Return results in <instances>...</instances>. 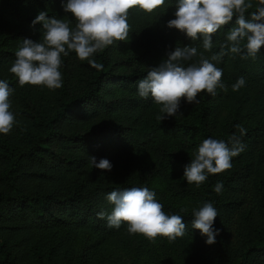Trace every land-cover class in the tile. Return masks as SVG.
I'll return each instance as SVG.
<instances>
[{
  "label": "trees",
  "instance_id": "obj_1",
  "mask_svg": "<svg viewBox=\"0 0 264 264\" xmlns=\"http://www.w3.org/2000/svg\"><path fill=\"white\" fill-rule=\"evenodd\" d=\"M66 2L0 0V20L16 24L25 31L30 29L39 42L43 24L33 25L32 21L40 11L47 12L49 17L70 21V27H75V19L63 10L62 3ZM251 2L254 7L245 14L246 19L255 10L257 0ZM177 4L178 0H165L164 6L152 13L139 8L129 11V36L139 50L124 59L145 61L144 66L114 71L116 59L109 57V46L93 57L103 66L102 70L70 52L80 85L71 89L63 83L52 92L45 109H31L14 86L12 77L4 78L14 89L13 112L29 120L32 130H24L19 142L10 141L9 134L0 133V264H55L51 260L43 261L38 251H32L29 259L23 261L27 257L19 250L18 241L9 230L15 224L33 229L49 226L65 229L77 223L102 238L144 240L143 235H130L126 224L119 229L109 228L106 219L97 217L98 212L110 213L114 207L106 199L109 192L129 187L149 188L156 193L165 213L182 216L187 234L198 235L199 247L209 252L210 264H264V46L255 59H243L239 54L223 56L216 66L223 69L222 79L227 91L218 88L215 96L202 92L199 103L190 104L179 118L160 121L158 116L154 117L160 105L155 104L151 96L147 99L139 96L138 81L177 46H194L198 53L203 52L209 58L218 53L236 19L234 16L228 25L218 30L213 36V48L206 51L202 37L192 40L186 33L168 27L167 22L175 18ZM0 52L15 58V53L9 49L0 46ZM67 57H62V64H67ZM198 60L199 55L183 63L186 66ZM239 77L245 78L246 85L233 91L231 86ZM111 81L117 83L121 99L133 112L126 115L124 121L109 120L99 125L111 135L115 152L148 148L168 159L174 136L189 137L192 139L189 143L199 146L209 137L228 142L233 134L240 137L245 150L232 158L230 169L210 174L199 187L195 184L166 186L159 171L135 174L124 171L122 177H107L101 171L87 170L93 140L75 130L70 119L86 116L89 123L94 124L105 111H114L116 106L102 96L103 84ZM237 124L246 129L245 135L241 136L235 127ZM57 180L63 181L60 183L63 187L55 185ZM42 182L50 184L41 185ZM218 182H222L220 193L214 190ZM56 186L60 190L55 189ZM175 196L194 197L200 199L202 205L213 203L218 211L213 227L220 229L215 243H205L207 237L192 228V209L181 212L182 208L171 198Z\"/></svg>",
  "mask_w": 264,
  "mask_h": 264
},
{
  "label": "clouds",
  "instance_id": "obj_2",
  "mask_svg": "<svg viewBox=\"0 0 264 264\" xmlns=\"http://www.w3.org/2000/svg\"><path fill=\"white\" fill-rule=\"evenodd\" d=\"M164 4L165 0H67L62 7L75 19L74 28L70 27V21L49 17L47 12L40 11L32 21L33 25L38 22L43 24L40 41L23 39L8 71L14 74L21 87L27 84L49 90L59 89L63 86L60 71L62 57L75 52L79 60L102 70L103 66L93 57L117 41L128 40L129 11L139 8L152 13ZM253 7L251 0H178L175 18L167 22L168 27L186 33L192 40L202 37L206 51L213 48V36L218 30L228 25L234 16L236 19L218 53L209 58L203 52L198 53L194 46H177L138 81L139 96L145 99L151 96L155 104L160 105L158 120L180 113L182 99L190 104H198L202 92L213 96L218 88L226 92L223 69L216 66L223 56L239 54L243 59L257 57L264 46V0H257L255 10L246 19L245 14ZM197 55L198 62L185 66L183 62L192 61ZM245 85V78L239 77L231 87L233 91H238ZM13 92L8 81L0 79V133L5 135L10 134L18 123L10 99ZM235 127L241 136L246 134V129L241 125ZM245 147L235 134L229 137L228 142L212 137L204 139L194 158L185 166L183 178L187 184L199 187L210 174H220L230 169L232 158L244 151ZM90 164L101 170L110 171L112 168L106 158L97 161L95 156H90ZM214 190L220 193L222 182H218ZM106 199L114 207L110 213L98 212L97 217L106 219L109 228L119 229L126 224L130 235H143L153 243L157 237H166L172 242L186 233L183 217L165 213L163 204L156 199V193L147 187L112 190ZM180 211L186 212L187 209ZM192 216V228L200 230L201 235L207 237L205 243H215L220 229L213 227L218 216L213 203L205 202L198 209L193 208Z\"/></svg>",
  "mask_w": 264,
  "mask_h": 264
},
{
  "label": "rangeland",
  "instance_id": "obj_3",
  "mask_svg": "<svg viewBox=\"0 0 264 264\" xmlns=\"http://www.w3.org/2000/svg\"><path fill=\"white\" fill-rule=\"evenodd\" d=\"M29 29L25 31L16 24H8L0 20V46L16 53L22 40L25 38L36 41V38ZM139 50V46L129 36L127 41H117L109 46L108 54L111 59H116L114 71L122 72L133 67H141L146 64L141 60H128L124 57L134 54ZM16 58V57H15ZM15 58H10L0 52V79L11 76L14 86L20 92L25 102L31 109L42 110L49 105L50 95L54 90H49L43 86L24 85L21 87L18 79L8 69ZM71 56L67 57V64H62L60 71L63 76V83L69 88H77L80 85L78 75L73 66ZM116 82H105L102 88V96L111 101L115 110L105 111L98 122L89 123L86 116L73 117L70 123L74 124V129L84 133L93 140V148L88 154L86 169L89 171H101L107 177H122L124 171L130 174L141 172L159 171L163 183L166 186L187 184L183 178L184 168L194 158L198 146L188 141L189 137L174 136L170 146V156L168 159L154 152L151 149L143 148L135 151L118 153L115 152L111 141V135L106 133L99 125L109 120L124 121L126 115L133 112L126 106V101L121 99ZM12 99V98H10ZM12 101V100H11ZM113 102V103H112ZM13 104V102H12ZM190 103L182 99L180 113L171 118H179L186 113ZM158 108V107H157ZM160 108V106H159ZM159 108L154 114L158 116ZM13 111V110H12ZM17 125L10 132L8 139L19 142L24 133L22 129H31L29 120L16 115ZM216 137V133L213 134ZM90 156H95L97 161L101 158L108 159L112 168L110 171L93 168L90 164ZM57 180L55 185H60L63 181ZM54 183V182H53ZM50 182H42L41 185H48ZM56 186L55 189H59ZM180 208H199L202 206L200 199L194 197H171ZM11 230L12 237L18 241L19 250H23L27 261L32 251H38L46 259L55 264H210L209 252L199 247L198 235L185 233L175 241L169 242L166 237H157L155 243L147 238L144 240L132 238L106 239L98 236L97 233L87 227L73 223L65 229L62 227H46L43 229H33L29 226L15 224Z\"/></svg>",
  "mask_w": 264,
  "mask_h": 264
}]
</instances>
